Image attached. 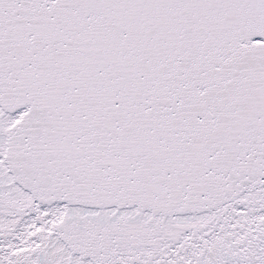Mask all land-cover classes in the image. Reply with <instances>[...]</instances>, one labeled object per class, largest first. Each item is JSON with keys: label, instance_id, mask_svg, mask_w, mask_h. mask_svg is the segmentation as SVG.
I'll return each instance as SVG.
<instances>
[{"label": "snow or ice", "instance_id": "snow-or-ice-1", "mask_svg": "<svg viewBox=\"0 0 264 264\" xmlns=\"http://www.w3.org/2000/svg\"><path fill=\"white\" fill-rule=\"evenodd\" d=\"M0 264H264V0H0Z\"/></svg>", "mask_w": 264, "mask_h": 264}]
</instances>
